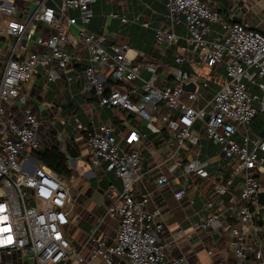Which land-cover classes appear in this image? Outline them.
Listing matches in <instances>:
<instances>
[{"label":"built area","instance_id":"obj_1","mask_svg":"<svg viewBox=\"0 0 264 264\" xmlns=\"http://www.w3.org/2000/svg\"><path fill=\"white\" fill-rule=\"evenodd\" d=\"M98 1L0 0V264L85 261L69 238L75 198L67 180L37 162L46 122L30 105L33 96L24 86L34 87L40 67L47 69L45 79L58 82L78 65L82 69L76 79L83 81L84 95L96 97L100 106L135 115L154 133H168L170 152L164 160L168 172L157 179L158 185L170 183L181 167L187 173L209 176L194 159L198 151L190 150L194 157L188 164L179 161L186 141L200 145L201 134L192 131L200 123L205 137L220 147L221 156L236 163L229 178L215 184V193L228 192L237 175L244 178V188L229 204L208 201V213L195 226L205 229L227 219L238 264H264V204L258 200L264 192V138L255 136L251 127L264 113V33L229 22L217 0H164L165 22L155 29L154 41L173 50L176 66L160 74L153 55H141L127 44L107 46L105 35L90 31ZM105 1L123 7L122 0ZM107 16L120 17L113 10ZM121 19L128 21L125 16ZM74 26L79 30L76 41L69 34ZM197 61L209 68L225 67L226 79L216 92L184 69L185 63L195 66ZM187 84L196 85L195 91L185 90ZM160 115L168 122L166 128L160 127ZM145 140L136 128L120 136L112 122L87 133L85 144L93 167L122 182L121 189L110 183L114 200L106 210L119 220L116 239L108 243L104 237L94 238L91 261H186L185 256L165 260L167 245L159 236L164 229L161 210L148 212V196L138 191L145 178ZM174 195L182 199L186 188Z\"/></svg>","mask_w":264,"mask_h":264},{"label":"crops","instance_id":"obj_2","mask_svg":"<svg viewBox=\"0 0 264 264\" xmlns=\"http://www.w3.org/2000/svg\"><path fill=\"white\" fill-rule=\"evenodd\" d=\"M122 1L123 7H117L107 4L105 0H99L94 5L90 31L105 35L107 46L112 43L127 44L138 50L141 55H153L160 65L159 73L165 74L171 67L176 66L172 57L173 50H165L167 47L155 43L154 39L155 29L165 22L166 2ZM111 10L116 11L120 17L107 16ZM73 15L78 16V13L74 12ZM223 15L231 23H244L264 33V0H231L227 15ZM123 16L128 19L127 22L122 21ZM69 34L71 39L76 41L79 36L77 26L71 27ZM180 43L183 44L182 41ZM74 51L70 50L71 53ZM183 67L197 74L212 93L216 92L226 79L223 66L209 68L197 61L195 66L185 63ZM81 69L82 66L78 65L77 70L63 75V80L56 82L45 79L47 69L40 67L38 76L32 81L34 87H27L26 84L24 86L26 90L30 89L33 96L30 98V105L46 122L41 139H46L49 135L58 137L61 133L62 140L56 139L54 145L59 148L64 146L63 151L67 154L65 145L61 142L65 144L66 139H69L79 152L76 160L70 159L67 154L70 166L72 164L77 167L79 175L83 177L80 181L81 188L72 191L75 201L71 208L69 238L71 244L85 258L83 264H105L100 258L91 261L94 238L104 237L108 243H114L119 228V220L107 215L106 210L114 200L109 190L110 183L114 182L121 189L122 182L115 180L113 173L106 174L100 168L93 167L85 144L88 131L106 122H112L120 136H125L131 129L136 128L146 137L142 145V173L145 178L139 182L138 191L148 196V212L157 208L161 210L160 221L164 229L159 236L167 245L165 260L170 262L185 256L186 261L182 264H238L231 248L232 236L226 230L227 219L222 218L205 229L195 226L199 225L208 213V201L226 205L241 193L244 188V178L241 175L235 177L228 192L218 195L214 191L215 184L229 178L236 163L224 159L220 147L207 139L200 123H196L192 131L201 134L200 145H191L186 141V149L180 153L179 161L182 165L188 164L194 157L190 150L194 149L199 152L194 159L209 176L200 177L196 171L187 173L181 167L172 174L170 183L158 185L157 179L168 172V166L164 163L170 152L167 147L168 133H154L135 115L124 110L100 106L96 97L84 95L83 81L76 79ZM259 117L264 121V114L258 115L257 118ZM159 124L162 128L168 125L167 121H163V115H160ZM255 136L259 134L256 133ZM262 182L264 184V178ZM181 188H186L187 195L177 199L174 193Z\"/></svg>","mask_w":264,"mask_h":264},{"label":"trees","instance_id":"obj_3","mask_svg":"<svg viewBox=\"0 0 264 264\" xmlns=\"http://www.w3.org/2000/svg\"><path fill=\"white\" fill-rule=\"evenodd\" d=\"M220 3L221 14H226L228 12L231 0H217ZM254 126V130L257 134L260 133L261 129L264 127L262 125ZM39 163L49 166L55 173L60 174L64 177L71 178L73 176V169L69 164L68 155L57 145H53L38 152Z\"/></svg>","mask_w":264,"mask_h":264},{"label":"rangeland","instance_id":"obj_4","mask_svg":"<svg viewBox=\"0 0 264 264\" xmlns=\"http://www.w3.org/2000/svg\"><path fill=\"white\" fill-rule=\"evenodd\" d=\"M252 91H253V93L254 92L255 93L257 92L260 95H262V92L259 91L258 89H253ZM261 114H264V113H261ZM253 122H254V125L255 126L262 125L264 123V121L262 120L261 117L257 118ZM251 127L253 128L252 124H251ZM253 134H256V132H255L254 129H253ZM42 139H43L44 142L42 141V146H41V148H40L39 151H43L44 149L53 146L56 143L55 140L57 139V137H55L54 135H51V136L49 135L46 139H44V138H42ZM61 144L62 145H65L64 142L63 143L61 142ZM61 149L64 150V146L63 147L61 146ZM71 167H72V169H73V171H74L75 174L71 178L66 177V180H67V186L69 187L70 191L72 192V191L79 190V188H81L80 181H81V179L83 177H81L79 175L80 172H79V169L77 167L72 166V164H71Z\"/></svg>","mask_w":264,"mask_h":264},{"label":"water","instance_id":"obj_5","mask_svg":"<svg viewBox=\"0 0 264 264\" xmlns=\"http://www.w3.org/2000/svg\"><path fill=\"white\" fill-rule=\"evenodd\" d=\"M183 88L187 91H195L196 85L187 84V85H184ZM259 136L261 138H264V127L261 129ZM65 149H66V152L69 155L70 159L76 160L79 157L78 149L76 148V146H74L72 141H70L69 139H66V141H65ZM37 162H38V159H37ZM258 200L261 204H264V192L260 193Z\"/></svg>","mask_w":264,"mask_h":264}]
</instances>
